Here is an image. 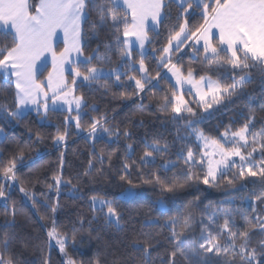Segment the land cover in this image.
I'll list each match as a JSON object with an SVG mask.
<instances>
[{
	"label": "trees",
	"instance_id": "obj_1",
	"mask_svg": "<svg viewBox=\"0 0 264 264\" xmlns=\"http://www.w3.org/2000/svg\"><path fill=\"white\" fill-rule=\"evenodd\" d=\"M163 1V17L156 30L148 31L152 42L147 44L143 56L154 86L136 94L135 81L129 77H141L138 71L140 53L133 51L130 59L122 58L123 24L113 25L107 15L108 0H85L87 16L81 23V52L84 61L89 57L92 59L77 65L82 72L96 66L106 71L117 68L123 75L120 81L112 75L101 76L96 81L78 82L74 93L86 102L83 106L86 114L82 115L79 128L66 120L75 112L49 109L45 115L36 110L28 111L20 118L8 115L16 108L12 102L15 87L0 72V100L5 103L0 109V130L4 133L0 141V186L4 188V196L0 197V255L6 259L12 257L15 264H43L45 259L49 264H64L68 259L75 264H170L171 252L178 242L172 236L174 226L165 221L178 217L180 223L175 230L179 233L190 214L193 227L179 246L192 247L195 252L187 260L178 255L175 264H247L231 252L227 255L207 253L200 245L210 239L209 231L222 247L231 243L230 233L221 231L228 215L235 225L231 231L235 232L244 231L249 222L256 224L258 218L264 221V199H257L264 191V185L258 178H250L243 187L239 179L234 185H228L227 179L232 178L233 172L238 173V169L219 177L217 186L205 185L194 178L189 179V167L178 153L182 151L186 155L191 148L197 159L202 155L195 135H190L192 129L186 127L189 119L197 121L192 127L205 136L220 139L226 130L236 131L252 116L254 123L248 134L249 147L243 151L258 148V144H251V133L264 128V71L260 67L245 70L251 78L243 91L207 112L198 108L192 94L183 92L184 99L198 112L196 117L185 113L184 119H173L170 106L168 111H161L165 96L170 98L172 95V83L156 75L157 71L165 70L162 65L157 67L160 51L156 50L163 48L170 32L178 30L185 20L189 34L203 22L200 10L193 8L184 14L183 9L188 5L180 7L174 0ZM30 3L35 12L39 0H30ZM102 6L104 22L99 15ZM128 22L131 23L129 15ZM11 44V33L0 30V47ZM60 51L61 47L57 46L56 52ZM171 57V62L182 67L185 75L192 68L196 79L205 76L229 84L234 76L243 74L233 72L230 67H209L203 58V49L194 47L190 41L180 52L173 51ZM129 64L133 68H129ZM48 70L46 68L38 76L39 82ZM67 79L72 84V76L67 75ZM101 117H106L100 121L102 126L111 131L104 133L101 129L97 137L89 135L93 118L100 120ZM65 130L66 139L57 142L54 139L57 133ZM125 132L129 135L125 136ZM101 136L103 139L99 138ZM152 144H158L162 151L153 152L147 147ZM165 145L167 151H163ZM145 152H152L155 163L141 164L140 157ZM21 153L23 159H17L15 179H6L3 169ZM253 155L257 162L261 160L259 152ZM125 164L129 165L127 171ZM163 165H169L167 171ZM191 173L193 177L202 175V169L193 166ZM155 175L175 178L185 186L174 193H162L158 185L154 187L144 182ZM57 176L62 179L59 189L55 181ZM121 177H128L135 185L134 196L130 199H119L121 191L130 187ZM252 179H257V183L253 184ZM94 197L116 200L118 223L105 219L107 207L96 208L91 204ZM161 199L166 203L163 213L156 203ZM53 221L57 232L67 237L66 254H62L55 239L50 240L47 235ZM5 240L7 252L3 250ZM261 240H264V232L253 229L247 245L248 251L255 250L256 253L252 264H264ZM146 241L155 245L147 257L133 246L136 243L143 245ZM241 242L237 238L236 243Z\"/></svg>",
	"mask_w": 264,
	"mask_h": 264
},
{
	"label": "snow or ice",
	"instance_id": "obj_2",
	"mask_svg": "<svg viewBox=\"0 0 264 264\" xmlns=\"http://www.w3.org/2000/svg\"><path fill=\"white\" fill-rule=\"evenodd\" d=\"M108 3L110 6L107 8V15L113 25L123 24L124 47L120 52L121 57H132L131 37H135V42L139 46L141 59L138 71L141 77L139 79L129 77V80L135 81L136 94H140L146 90V87L154 86L152 78L148 76L149 69L145 65L143 56L146 43L152 42L148 35V21L151 20L153 24L160 22L163 17V0H108ZM185 3L188 7L183 9V13L187 14L193 8L198 9L203 22L189 34L188 21L185 20L180 23L178 30L170 32L163 48L156 50L160 51L157 67L162 65L163 69H166L171 74V78L175 80V84L172 85V95L170 98L165 96L164 102L160 105V110L168 111L170 106L172 118L176 120L184 119L185 113L189 117L198 115V112L190 106V102L184 99L183 92L177 94L186 85L191 86L187 89L189 94L195 93L193 102L197 103L198 108L207 112L214 105H218L225 99L243 91L246 82L251 78L245 70L260 67L261 71H264V0H181L180 7H183ZM85 7V0H39L35 12H33L30 0H0V26H3L6 33L10 32L12 35L11 46L0 47V72L15 84V95L12 102L16 108L8 115L20 118L28 105H33L37 112L43 108L46 113L50 108L49 100H51L53 109L57 106L62 108L63 105H68L69 110H71V106L75 105L77 116L74 119L77 128H79V121L82 115L86 114L82 111L86 102L82 96L74 95L75 86L79 82L78 78L82 77L83 81L91 82L98 80L103 75H115L116 81H120L123 73L119 72L117 68H111L105 73L103 68L91 66L82 72L77 61L72 58L73 53L81 54V23L87 16ZM129 12L131 13V23L128 22ZM99 15L101 22H104L103 6ZM213 29L216 31L213 32ZM57 30L63 32L65 45L59 54L53 48V38L57 36ZM117 31L119 32L120 29L117 28ZM189 41H194L197 44L203 41V58L208 62L209 67L219 66L224 69L230 67L233 72L239 71L243 74L238 77L234 76L229 84L221 83L220 79L213 80L205 76L196 79L192 68H189L187 75H185L182 67L171 62V54L173 51L180 52L182 46ZM117 42H120L119 35ZM45 53L51 54L52 70L48 73L45 81L37 82V77L40 74V65L37 62L41 61L42 57L47 59ZM222 53L223 55H221ZM91 59L92 57H89L84 63ZM65 64L73 65L70 71L72 87H69L65 79ZM128 67L133 68V65L129 64ZM156 75L158 78L171 82L170 78L162 71H157ZM61 101L63 104L60 103ZM4 107V101L0 100V109ZM68 119L66 117V120ZM101 120H106V117H101L100 120L93 118L89 135L97 137L101 129L104 133L111 131L110 128L102 126ZM195 123H197L195 119H189L186 127L192 129L190 135H195L197 140L204 142L203 154L197 159L191 148L188 149L186 155L182 151L178 153L184 164L189 167V179L194 178L205 185L217 186L216 182L219 177L225 176L229 170L238 169V173L233 172L232 178L227 179L228 185H234L235 181L239 179L242 181L241 187H243L250 178H258V182L264 185V128L259 132L251 133V144H258V148L252 147L246 153L242 151V149L249 147L248 134L254 123V117H248L245 124L230 134V130H226L221 134V139L205 137L202 131L192 127ZM124 135L127 136L129 133L125 132ZM66 136L67 130L64 133L58 132L54 139L61 142L66 139ZM99 138L103 139L102 136ZM227 144H231L232 147H227ZM147 147H150L153 152L162 151L158 144ZM209 148L212 150L209 151ZM163 151H167V145ZM256 152H259L261 156L259 162L255 160L253 155ZM236 157L239 158L238 161L234 159ZM17 159L22 160L23 153L19 157H14L9 165L3 169L6 179H15ZM140 162L142 165L155 163L152 152H145L140 157ZM193 166L201 168L202 175L193 177L191 173ZM162 167L167 171L169 165ZM171 167H175V165H171ZM124 168L127 171L129 165L125 164ZM121 179L126 180L130 187L121 191L119 199L132 198L135 187L133 181L128 177H121ZM55 181L59 189L62 183L61 177H55ZM144 182L151 183L154 187L158 185L162 193H174L185 186L184 183H178L175 178H169L166 175L164 177L155 175L154 178ZM251 182L255 184L257 179H252ZM20 190L24 192L23 188ZM3 196L4 188L0 186V197ZM257 199H264V191L260 192ZM92 200L94 205L99 203L101 208L107 206L106 220L112 221V218L115 217V222L118 223L119 213L117 212L116 200H97L95 197ZM156 203L163 213L166 210L165 201L161 199ZM55 210L53 207V212ZM13 215H15L14 211ZM169 223L174 226L172 236L178 242V244H174V250L171 252L170 264H175V258L178 255L187 260L195 252L192 247L179 246L187 239L186 233L193 227V221L189 214L185 218L183 228L179 233L175 230V226L180 223L179 218L171 217L165 221V224ZM234 226L231 216L228 215L221 226L222 232L228 231L230 233L231 243L228 246L222 247L217 242L216 236L209 231L210 239L201 244L200 248L207 253L217 255L221 253L227 255L231 252L234 256H239L242 261H246L247 264H252L256 258V253L255 250H247L248 241L253 229L258 228L264 232V221H260L258 218L256 224L249 222V227L239 232L231 231ZM201 227L203 230V224ZM47 235L50 240L55 239L60 252L66 254L67 237L57 232L55 221H53V226ZM237 238L242 241L240 244L236 243ZM259 243L260 247L264 248V240ZM133 246L142 250L145 257L149 254V250L155 247L147 241L143 245L136 243ZM3 250L8 251L7 240L4 241ZM0 264H15V260L12 257L6 259L0 255ZM43 264H49V260L45 259ZM64 264H75V262L68 259Z\"/></svg>",
	"mask_w": 264,
	"mask_h": 264
},
{
	"label": "crops",
	"instance_id": "obj_3",
	"mask_svg": "<svg viewBox=\"0 0 264 264\" xmlns=\"http://www.w3.org/2000/svg\"><path fill=\"white\" fill-rule=\"evenodd\" d=\"M179 6H180V2L181 0H174ZM187 4L185 3L183 6H186ZM163 6H164V1H163ZM162 11H163V7H162ZM163 13V12H162ZM130 16V20H131V13L129 12L128 14ZM83 21V20H82ZM159 26V23L158 24H153L151 22V20L148 21V31L149 30H156ZM0 30H5L3 28V26H0ZM6 31V30H5ZM216 30L213 29V32H215ZM131 41H132V44H133V51H137L140 53V49H139V46L138 44H136L135 42V37H131L130 38ZM192 43V45L196 48H202L203 49V41H200L198 44L195 43L194 41H190ZM147 44L146 43V47L144 49V53L146 52L147 50ZM57 46H60L61 47V51L64 49L65 45H64V34L61 30H57V36L53 38V48L55 49L56 51V48ZM59 54V53H57ZM45 56L47 57V59H44L43 57L41 58V61H38L37 63L40 65V74L46 69V68H49L48 70V73L52 70V58H51V54L49 53H45ZM72 58L75 59L77 61V63L79 62H83L85 60L82 52L81 54H76V53H73L72 54ZM128 58V57H126ZM130 59V58H128ZM73 67V65H69V64H65V79H66V82L67 84L69 85V87H72V84H69L68 83V79H67V75H71L70 74V71H71V68ZM105 73H107L106 70H104ZM47 73V75H48ZM165 75H167L170 80H171V83L172 85L175 84V80L174 78H171V74L167 72V70L165 69L164 72H163ZM3 74V73H2ZM39 74V75H40ZM4 75V74H3ZM38 75V76H39ZM47 75L45 76V78L43 79V81L46 80V77ZM5 76V75H4ZM103 76H107V75H103ZM6 77V76H5ZM78 81L81 82L82 81V77L81 78H78ZM13 82V81H12ZM37 82H39L38 80V77H37ZM14 84V82H13ZM14 87H15V84H14ZM191 86L190 85H186L184 89H181L179 90L178 92L181 93V92H185L187 91L188 88H190ZM49 95H51V93H49ZM195 93L193 92L192 93V96H194ZM50 101V100H49ZM32 110H36V108L33 106V105H28L26 109H24V114L27 113L28 111H32ZM23 114V115H24ZM3 136H4V133L0 130V141L3 139Z\"/></svg>",
	"mask_w": 264,
	"mask_h": 264
},
{
	"label": "rangeland",
	"instance_id": "obj_4",
	"mask_svg": "<svg viewBox=\"0 0 264 264\" xmlns=\"http://www.w3.org/2000/svg\"><path fill=\"white\" fill-rule=\"evenodd\" d=\"M173 55V52H172V54H171V56ZM138 67H139V65H138ZM82 82H86V81H83L82 80ZM74 95H75V93H74ZM61 104H63V102L61 101L60 102ZM49 105H50V108L49 109H53L52 107H51V100L49 101ZM53 110H61V111H67L68 113H72V112H75L76 114L74 115V116H69V119H68V121H70L71 123H74V124H76V120L74 119V117H76L77 116V111H76V109H75V105H72L71 106V110H69V106L68 105H63V107L61 108V107H59V106H57L55 109H53ZM83 111V110H82ZM40 112H42V114H46L45 113V111H44V109L43 108H41L40 109ZM229 134H230V132H229ZM205 136V135H204ZM205 137H207V136H205ZM195 138H196V136H195ZM207 138H209V137H207ZM222 137H220V139H221ZM196 140H197V138H196ZM197 142H198V144L200 145V147H201V149H202V154H203V150H204V142L203 141H200V140H197ZM227 147H232V145L231 144H227L226 145ZM212 149L211 148H209V151H211ZM242 151H243V149H242ZM235 160H237L238 161V157H236V158H234ZM100 199H103V198H97V200H100ZM91 204L94 206V207H96V208H101V205L99 204V203H96L95 205L93 204V200L91 199ZM107 206L105 205V206H103V208H106ZM102 208V209H103ZM106 213H107V210H106ZM112 221H116V218L115 217H113L112 218ZM115 223H117V222H115Z\"/></svg>",
	"mask_w": 264,
	"mask_h": 264
}]
</instances>
